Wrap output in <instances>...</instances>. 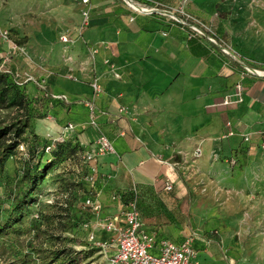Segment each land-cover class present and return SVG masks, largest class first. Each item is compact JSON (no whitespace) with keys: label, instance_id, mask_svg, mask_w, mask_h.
<instances>
[{"label":"crops","instance_id":"crops-1","mask_svg":"<svg viewBox=\"0 0 264 264\" xmlns=\"http://www.w3.org/2000/svg\"><path fill=\"white\" fill-rule=\"evenodd\" d=\"M131 1L184 7L210 26L219 42L228 38L226 26L216 18L218 0ZM30 2L43 8L40 14L55 28L35 38L32 58L21 53L16 56L18 62L8 59L6 67L36 80L29 91L33 96L50 98L45 100L44 109L58 133L68 124H76V139L87 152L93 150L100 130L115 150L95 164L85 165L87 172L97 168L93 196L103 206L89 223L96 241L115 244L117 233H108L103 226L108 220L118 227L124 225V206L116 196L137 190L145 229L157 242L168 240L180 245L195 233L199 236L195 249L201 264L237 262L226 255L218 236V221L196 213L200 197L183 178L181 154H196L201 173L214 168L213 191L221 185L217 174L224 168L222 161L237 173L247 155L264 150V79L245 81L243 104L215 108L212 106L235 93L242 68L206 38H191L187 28L166 17L137 14L126 0H90V25L85 29L81 0ZM64 36L70 43L62 42ZM6 41V56L0 47V63L8 57L7 50L15 51L13 41ZM90 48L98 50L95 62L90 61ZM233 51L243 61L264 62V55L253 50L236 46ZM108 61L113 67L106 64ZM94 75L104 88L98 100L99 130L89 126V110L84 104L92 97ZM121 108L127 112L120 113ZM228 123L236 135L222 140ZM244 135L251 137L250 143L244 141ZM170 179L175 181L173 189L166 191ZM242 210L236 212L241 214ZM115 252L112 246L109 256ZM153 252L158 253L157 249ZM104 260L107 264L105 256L95 264Z\"/></svg>","mask_w":264,"mask_h":264},{"label":"rangeland","instance_id":"rangeland-1","mask_svg":"<svg viewBox=\"0 0 264 264\" xmlns=\"http://www.w3.org/2000/svg\"><path fill=\"white\" fill-rule=\"evenodd\" d=\"M40 10L43 8L33 7L30 0H0V47L5 54L6 39L1 32H7L9 40L19 48L7 50L9 60L18 62L16 56L21 53L32 58L35 38L55 28L40 14ZM215 13L216 18L227 28L228 38L219 42L223 47L235 50L237 46L264 55V0H218ZM249 62L264 68V62ZM18 66L22 67L23 64L19 63ZM8 114H0V125L8 120ZM40 114L31 122L37 133L46 137L51 135L56 143L76 138L77 130L58 136L55 126ZM50 115L56 117L55 112ZM224 136L222 140L229 139ZM83 154L80 153L75 159L62 163L47 174L43 187L45 196L40 199L42 204L30 207L22 223L16 225L18 231L7 229L0 233V264H94L101 261L103 256L96 249L93 251L95 246L90 242L93 234L89 231L90 216L82 213L88 212L83 207L88 196L85 189H92ZM181 156L183 178L200 197L196 213L200 218L218 221L217 224L221 226L218 236L228 258L234 257L235 261L242 264L264 263V150L252 156L247 155V161L237 173L233 166L222 161L224 168H219L217 174L221 185H217L213 191L210 190V184L215 183L214 168L201 173L196 154L185 153ZM25 158L17 151L6 163L0 179V226L7 219V211L12 205L10 187L14 180L22 176ZM49 161L51 158L45 159V162ZM68 207L80 218L77 223L73 224L68 217L72 215ZM241 208L243 210L238 214L236 211ZM38 212L41 217L36 220ZM102 264H106L105 260Z\"/></svg>","mask_w":264,"mask_h":264},{"label":"built area","instance_id":"built-area-1","mask_svg":"<svg viewBox=\"0 0 264 264\" xmlns=\"http://www.w3.org/2000/svg\"><path fill=\"white\" fill-rule=\"evenodd\" d=\"M126 1L137 14L143 16L156 15L166 17L174 24L187 28L191 32V38H206L240 65L242 73L240 82L235 86V93L233 95L226 96L222 103L213 105L212 107H229L232 105L243 104L245 97V81L249 78L264 79V68L262 66H257L254 63L243 61L241 56L230 47H223V45L220 44L218 39L213 35L211 28L186 12L184 7L170 8L157 1H150L151 4L149 5L133 3L131 0ZM81 4L84 7L82 11V29H85L90 25L92 9L90 7V0H81ZM135 6L140 7L139 10H137ZM3 35L6 40H9L7 32H4ZM61 40L63 43H70V40L65 36L62 37ZM12 45L15 50H19L14 43ZM89 53L90 61L95 62L98 50L90 48ZM6 62H8V58L2 60L0 63V72L9 75L18 85L25 86L36 82L34 78L24 77L19 73H14L9 70L6 67ZM106 64L112 66L109 61L106 62ZM116 76L119 77L118 74H116ZM91 88L93 91L92 97L84 104L89 110V126L99 130L100 110L98 108V100L104 93V88L100 82V78L96 75H94L91 81ZM53 98L55 100H64V97L62 96H53ZM125 112H127L126 108L120 109V113ZM227 127L229 130L225 134L224 138L228 139L234 137L236 133L232 130V124L228 123ZM76 130L77 125L70 123L65 126L63 130H60L58 136L65 135L66 132H73ZM47 137L56 143L55 138H51V135H48ZM243 138L246 143L251 142V137L249 135H244ZM20 152H25V146L22 145L20 147ZM114 152L115 150L112 142L99 130V135L94 141V148L93 150L87 151L83 154V162L85 165L95 164L97 160L109 156ZM231 162L233 165H236V160H232ZM96 177L97 168L92 167L88 171V180L91 184V188H95L97 180ZM174 182V179H170V181L165 185V190L171 191L173 189ZM132 192L134 193V196L126 204L123 202L121 195L118 194V196H116L124 206V211L122 213L124 225L118 227L115 221L108 220L103 226L104 231L108 233H117V241L112 245L115 247L116 252L109 256V250L112 246L107 243L97 242L94 234L90 236V242L101 250L100 254L107 257V264H201L198 260V253L195 249V242L199 237L198 234L193 233L184 243L180 245L174 244L168 240H161L160 242H157L156 236L148 233L145 229V224L139 208V193L137 190H133ZM84 208L90 210L92 214L96 215H99L103 210L102 204L98 203L93 195H90L86 199ZM156 249L158 251L157 254L153 252V250ZM230 264L241 263L232 261Z\"/></svg>","mask_w":264,"mask_h":264},{"label":"trees","instance_id":"trees-1","mask_svg":"<svg viewBox=\"0 0 264 264\" xmlns=\"http://www.w3.org/2000/svg\"><path fill=\"white\" fill-rule=\"evenodd\" d=\"M40 96H33L29 91V85L20 86L9 75L0 72V114L9 113L8 120L0 125V179L5 172L6 163L17 151H20L22 145L25 146V152L21 154L26 157L22 166V176L14 180L10 187L12 205L7 211L5 223L0 226V233H4L7 229L18 231L16 225L22 223L30 207H39L42 204L40 199L45 196L43 188L45 179L52 169L75 159L80 153H85V149L76 138L54 143L50 138L39 135L33 129L31 122L38 117L39 112L42 113L41 117H47L44 108L45 100L49 97ZM48 158H51V161L45 162ZM94 192L95 188L85 189L87 198L95 194ZM121 196L126 204L133 198L134 193L129 192ZM67 210L74 215V218L68 215L73 224L77 223L80 220L76 216L77 213L74 214L69 207ZM85 210L88 212H81L88 214L91 221L93 214L90 210ZM40 217L41 214L38 212L35 218L38 220ZM93 251L101 252L97 247L93 248Z\"/></svg>","mask_w":264,"mask_h":264},{"label":"bare ground","instance_id":"bare-ground-1","mask_svg":"<svg viewBox=\"0 0 264 264\" xmlns=\"http://www.w3.org/2000/svg\"><path fill=\"white\" fill-rule=\"evenodd\" d=\"M132 4H133V3H132ZM135 8H136L137 10H139V8H140V7H138V6H135Z\"/></svg>","mask_w":264,"mask_h":264}]
</instances>
